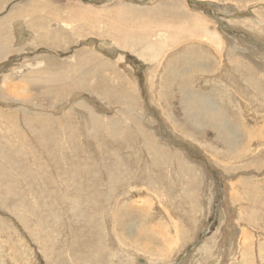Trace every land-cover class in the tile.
<instances>
[{"label": "rangeland", "instance_id": "rangeland-1", "mask_svg": "<svg viewBox=\"0 0 264 264\" xmlns=\"http://www.w3.org/2000/svg\"><path fill=\"white\" fill-rule=\"evenodd\" d=\"M1 1L0 264H264V0Z\"/></svg>", "mask_w": 264, "mask_h": 264}, {"label": "bare ground", "instance_id": "bare-ground-1", "mask_svg": "<svg viewBox=\"0 0 264 264\" xmlns=\"http://www.w3.org/2000/svg\"><path fill=\"white\" fill-rule=\"evenodd\" d=\"M3 1V0H2ZM1 1V2H2ZM6 2H7V0H5ZM5 2V3H6ZM48 2V1H47ZM253 2V1H252ZM3 3V2H2ZM9 3H11V1L9 2ZM17 3V2H16ZM230 4V3H229ZM234 4V3H233ZM2 5V4H1ZM6 5V4H5ZM7 5H9V4H7ZM6 5V6H7ZM11 6V5H10ZM13 6V5H12ZM51 6V5H50ZM3 7H5V6H3ZM52 8H54V7H52ZM56 8V7H55ZM194 8V7H193ZM14 9H16V8H14ZM64 9V8H63ZM74 9V8H73ZM58 10V9H57ZM61 10V9H60ZM67 10V9H66ZM82 10V9H81ZM85 10H87V9H85ZM238 10H239V8H238ZM250 10V9H249ZM43 11V10H42ZM83 11V10H82ZM68 12V11H67ZM86 12V11H85ZM74 13V12H73ZM88 13H89V11H88ZM231 13V12H230ZM21 13H18V12H15V10H12L6 17V19L5 20H3L2 22H4V23H6L7 21H9V19L11 18V19H13V18H16L17 17V15H20ZM50 14V13H49ZM70 14V13H69ZM68 14V15H69ZM79 14V13H78ZM86 14V13H85ZM157 14H159L158 12H157ZM52 15V14H51ZM65 15V14H64ZM71 15V14H70ZM172 15V14H171ZM66 16V15H65ZM82 16V15H81ZM173 16V15H172ZM18 17H21V16H18ZM53 18V17H52ZM56 18V17H55ZM81 18V17H80ZM83 18V17H82ZM246 19V18H245ZM60 20V19H59ZM83 20H84V18H83ZM190 20V19H189ZM14 21V20H13ZM66 20H64V22H65ZM70 21V20H69ZM77 21H78V19H77ZM213 21V20H212ZM2 22H0V23H2ZM83 22H85V21H83ZM164 22V21H163ZM73 23V22H72ZM160 23H162V22H160ZM170 23V22H169ZM257 23V22H256ZM263 23V22H262ZM261 23V24H262ZM14 25V24H13ZM12 25V26H13ZM3 26V25H2ZM65 26H68V25H64V27ZM134 26V25H133ZM197 26V25H196ZM237 26V25H236ZM58 27V26H57ZM97 27V26H96ZM201 27H202V25H201ZM17 28V27H16ZM15 28V26H14V29H16ZM125 28V27H124ZM133 28V27H132ZM7 29H9V28H7ZM17 29H21V28H17ZM96 29V28H95ZM108 29V28H107ZM106 29V30H107ZM113 29H115V28H113ZM191 29V28H190ZM254 29H256V28H254ZM22 30V29H21ZM62 30V29H61ZM74 31H75V28L73 29ZM240 30V29H239ZM247 30V29H246ZM250 30V29H249ZM3 31V30H2ZM20 31V30H19ZM64 31V30H63ZM92 31V30H91ZM108 31V30H107ZM143 31V30H142ZM252 31V30H251ZM257 31V30H256ZM21 32V31H20ZM77 32V31H76ZM93 32V31H92ZM96 32V31H95ZM181 32V31H180ZM23 33V32H22ZM129 33V32H128ZM191 33V32H190ZM244 33V32H243ZM246 33V32H245ZM250 33H252V32H250ZM64 34V33H63ZM91 34V33H90ZM165 33L164 32H159V33H157V37H161V36H165L164 35ZM195 34V33H194ZM62 35V34H61ZM97 35V34H96ZM98 35H99V33H98ZM102 35V34H101ZM189 35H191V34H189ZM188 35V36H189ZM193 35V34H192ZM252 35V34H251ZM7 36V35H6ZM20 36H21V34H20ZM55 36V35H54ZM60 36V35H59ZM63 36V35H62ZM66 36V35H65ZM197 36H199L198 34H197ZM22 37H23V35H22ZM250 37V36H249ZM259 37H261L260 35H259ZM1 38H3L2 40V42L0 41V57H2L1 59H3V58H5V57H3V52H5V47H8V40H6L5 38H4V34H2L1 35V33H0V40H1ZM20 38V37H19ZM55 38V37H54ZM57 38V37H56ZM69 38V37H68ZM17 39V38H16ZM26 39V38H25ZM24 39V40H25ZM63 39V38H62ZM102 39V38H101ZM122 39V38H121ZM144 39V38H143ZM253 39V38H252ZM260 39V38H259ZM23 40V39H22ZM22 40H21V42H22ZM23 40V41H24ZM66 40V39H65ZM115 40V39H114ZM167 40H169L168 38H167ZM200 40V39H199ZM221 40V39H220ZM263 40V39H262ZM262 40H260V41H262ZM52 41H53V39H52ZM55 41V40H54ZM68 41V40H67ZM175 41V40H174ZM59 42H62V41H59ZM66 42V41H65ZM89 42V41H88ZM145 42V41H144ZM192 42V41H191ZM215 42V41H214ZM262 42H264V41H262ZM17 43V42H16ZM133 43V42H132ZM146 43V42H145ZM186 43V42H185ZM197 43V42H196ZM20 44V43H19ZM22 44V43H21ZM183 44V43H182ZM15 45H17V44H15ZM63 45H64V43H63ZM165 45V44H164ZM163 45V46H164ZM238 45V44H237ZM104 46V45H103ZM161 46V45H160ZM13 47V46H12ZM17 47H18V45H17ZM61 47H62V45H61ZM93 47V46H92ZM184 47V46H183ZM183 47H181V48H183ZM227 47V46H226ZM10 48H11V46H10ZM59 48H60V46H59ZM139 48V47H138ZM148 48V47H147ZM151 48H152V46H151ZM151 48H150V50H151ZM157 48H159V47H157ZM164 48V47H163ZM180 48V49H181ZM187 48V47H186ZM185 48V49H186ZM160 49V48H159ZM159 49H157V51L159 50ZM251 49V48H250ZM14 50V49H13ZM86 50V49H85ZM85 50H84V52H85ZM149 50V51H150ZM226 50V49H225ZM148 51V52H149ZM227 51V50H226ZM264 51V50H263ZM50 52V51H49ZM97 52V51H96ZM115 52V51H114ZM133 52V51H132ZM154 52H155V50H154ZM147 53V52H146ZM158 53V52H157ZM157 53H156V55H157ZM212 53H213V51H212ZM222 53V52H221ZM82 54V53H81ZM90 54H92V53H90ZM142 54V53H141ZM162 54V53H161ZM193 54V55H192ZM192 54H188V56H186L187 57V59L188 58H190V59H192V57H193V60H192V62L194 61V64H195V66L196 65H200V60L199 61H197V60H195V57H196V55L192 52ZM211 54V53H210ZM214 54V53H213ZM224 54H225V52H224ZM257 54V53H256ZM155 55V56H156ZM187 55V54H186ZM190 55V56H189ZM212 55V54H211ZM227 55V54H226ZM91 56V55H90ZM142 56V55H141ZM159 57H161L160 55H158ZM222 56V55H221ZM220 56V58H222ZM87 57V56H86ZM93 57H94V55H93ZM197 57H199V56H197ZM237 57V56H236ZM249 57V56H248ZM73 58V57H72ZM90 58V57H89ZM218 58V57H217ZM245 58V57H244ZM0 59V60H1ZM5 59H7V58H5ZM74 59V58H73ZM81 59H82V57H81ZM92 59V58H91ZM155 60H157L156 58H154ZM197 59V58H196ZM198 59H201V58H198ZM225 59V58H224ZM233 59V58H232ZM236 58L234 57V60H235ZM247 59V58H246ZM250 59V58H249ZM90 60V59H89ZM98 60V59H97ZM122 60V59H121ZM142 60V59H141ZM151 60V59H150ZM154 60V61H155ZM182 60V59H181ZM186 60V59H185ZM233 60V61H234ZM242 60V59H241ZM93 61V60H92ZM100 61V60H99ZM153 61V62H154ZM163 61V60H162ZM178 61H179V59H178ZM203 61V60H202ZM227 61V60H226ZM247 61H248V59H247ZM98 62V61H97ZM152 62V63H153ZM156 62V61H155ZM174 62H177V61H174ZM173 62V63H174ZM185 62V61H184ZM189 62V61H188ZM219 62H221V61H219ZM224 62V61H223ZM232 62V61H231ZM240 62V61H239ZM244 62V61H243ZM262 62V61H261ZM8 63V62H7ZM11 63V62H10ZM163 63V62H162ZM237 63H238V61H237ZM241 63V62H240ZM253 62L251 61V64H252ZM4 64V63H3ZM102 63H100V65H101ZM154 64V63H153ZM157 64V63H156ZM194 64H193V66H194ZM239 64V63H238ZM242 64V63H241ZM244 64H246V63H244ZM250 64V63H249ZM259 64H261V63H259ZM45 65V64H44ZM49 65V64H48ZM63 65V64H62ZM96 65V64H95ZM94 65V66H95ZM99 65V64H98ZM104 65V64H103ZM169 65V64H168ZM173 65V64H172ZM240 65V64H239ZM254 65V64H253ZM258 65V64H257ZM50 66V65H49ZM56 66V65H55ZM60 66V65H59ZM86 66V62L84 61L83 63H82V67L83 68H80V70L78 71V72H82V74H80L81 75V79L80 80H77V79H75V77H74V81H76V84H75V82H74V84H75V86L76 87H78L79 86V89H80V87L82 88V86H84V85H86L85 83V79H87L88 78V76H90L91 75V73L93 72V71H95L96 69H89L87 66ZM147 66V65H146ZM153 66V65H152ZM151 66V67H152ZM249 66V65H248ZM2 67H4L3 65H2ZM45 67V66H44ZM48 67V66H47ZM89 67H90V65H89ZM163 67V66H162ZM200 67V66H199ZM224 67V66H223ZM252 67V66H251ZM46 68V67H45ZM52 68H53V65H52ZM55 68V67H54ZM65 68H66V66H65ZM93 68V67H92ZM100 68V67H99ZM161 68V67H160ZM160 68H159V70H160ZM172 68V67H171ZM174 68V67H173ZM172 68V69H173ZM202 68V67H201ZM224 68H226V67H224ZM253 68V67H252ZM62 69H63V67H62ZM67 70H69L68 69V67L66 68ZM75 69V68H74ZM78 69V68H77ZM123 69H125V68H123ZM130 69V68H129ZM170 69V68H169ZM249 69V68H248ZM3 70V69H2ZM1 70V71H2ZM50 70V69H49ZM60 70H61V68H60ZM97 70H99V69H97ZM126 70V69H125ZM132 70V69H131ZM174 70V69H173ZM245 70V69H244ZM251 70H253V69H251ZM39 71V70H38ZM59 71V70H58ZM72 71V70H71ZM124 71V70H123ZM129 70H127V72H128ZM254 71V70H253ZM255 71H257V70H255ZM262 71V70H261ZM55 72H56V68H55ZM74 72V71H73ZM97 72V71H96ZM95 72V73H96ZM131 72H133V70L131 71ZM241 72V71H240ZM244 72V71H243ZM248 72H249V70H248ZM46 73V72H45ZM44 73V74H45ZM49 73V72H48ZM51 73V72H50ZM54 73V72H53ZM52 73V75H54ZM59 73V72H58ZM63 73H65V72H63ZM66 73H68V72H66ZM94 73V74H95ZM44 74H42V75H44ZM56 74V73H55ZM60 74V73H59ZM70 74V73H69ZM173 74V73H172ZM200 74V73H199ZM245 74V73H244ZM46 75V74H45ZM51 75V74H50ZM57 75V74H56ZM149 75V74H148ZM147 75V76H148ZM218 75V74H217ZM248 75V74H247ZM60 76V75H59ZM65 75H63V77H64ZM70 76V75H69ZM73 76V75H72ZM127 76V75H126ZM150 76V75H149ZM184 76V75H183ZM203 76H204V74H203ZM214 76V75H213ZM212 76V77H213ZM255 76V75H254ZM44 77H46V76H44ZM48 77H50V76H48ZM53 78H54V76H52ZM128 77H129V75H128ZM182 77V76H181ZM199 77H202V76H199ZM198 77V78H199ZM43 78V77H42ZM147 78V77H146ZM178 78V77H177ZM184 78V77H183ZM251 78V77H250ZM260 78V77H259ZM59 79V78H58ZM67 79V78H66ZM73 79V78H72ZM84 80V82H83V80ZM91 79V78H90ZM124 79V78H123ZM148 79V78H147ZM181 79V78H180ZM180 79H178V81L180 80ZM39 80V79H38ZM60 80H61V78H60ZM70 80V79H69ZM149 80V79H148ZM249 80V79H248ZM53 81V80H52ZM89 81V80H88ZM128 81V80H127ZM250 81H252V80H250ZM36 82H39V81H36ZM48 82V81H47ZM51 82V81H50ZM49 82V83H50ZM90 82V81H89ZM145 82V81H144ZM27 83V82H26ZM52 83V82H51ZM90 83H92V82H90ZM180 83V82H179ZM254 83V82H253ZM53 84V83H52ZM97 84V83H96ZM261 84V83H260ZM132 85V84H131ZM37 86V85H36ZM251 86V85H250ZM28 87H29V85H28ZM64 87V86H63ZM85 87V86H84ZM62 88V87H61ZM67 88H69L68 87V85H67ZM91 89V88H90ZM92 90V89H91ZM254 92V91H253ZM114 93V92H113ZM31 94V93H30ZM115 94V93H114ZM86 95V94H85ZM117 96V95H116ZM156 97V96H155ZM69 98V97H68ZM92 98V97H91ZM80 99V98H79ZM113 99H114V97H113ZM118 99V98H117ZM263 99V98H262ZM59 100H60V98H59ZM69 100V99H68ZM199 100V99H198ZM264 100V99H263ZM67 101V100H66ZM97 101V100H96ZM99 101V100H98ZM97 101V102H98ZM116 101V100H115ZM262 101V100H261ZM256 103V102H255ZM83 104V103H82ZM257 104H258V101H257ZM263 104V103H262ZM62 105V104H61ZM71 106V105H70ZM91 106V105H90ZM187 106L189 107V108H191L193 111H194V113H196V114H199V115H201V116H203L204 118H206V122L208 121L209 123H210V125H209V127L211 128V129H213L216 133H217V135L221 138V140H223V139H227V137H225V135L226 136H228V132H227V130H226V126H225V123H223V121L221 120V119H218V120H216L215 119V117H214V113H213V111H211L210 109H208L206 106H203V105H201V104H198V101L197 100H194L193 102H190L189 104H187ZM56 107V106H55ZM212 107V106H211ZM12 108V107H11ZM83 108V107H82ZM42 109H44V108H42ZM91 109V108H90ZM246 109V108H245ZM46 110V109H45ZM84 110V109H83ZM201 110V111H200ZM76 111V110H75ZM98 111V110H97ZM247 111V110H246ZM21 112V111H20ZM61 112V111H60ZM248 112V111H247ZM37 113V112H36ZM91 113V112H90ZM81 114V113H80ZM15 115V114H14ZM64 115V114H63ZM238 115V114H237ZM83 116V115H82ZM189 116V115H188ZM258 116V115H257ZM80 117V116H79ZM190 117V116H189ZM225 117V116H224ZM229 117V116H228ZM58 118V117H57ZM103 118V117H102ZM161 118V117H160ZM19 119V118H18ZM90 119L91 118H89V121H90ZM101 119V118H100ZM190 119L191 120H193L191 117H190ZM253 119V118H252ZM32 121V120H31ZM71 121H73V120H71ZM106 121V120H105ZM215 122H216V125H215ZM230 122V121H229ZM32 123V122H31ZM65 123V122H64ZM93 123V122H92ZM111 123V122H110ZM167 124V123H166ZM32 125V124H31ZM221 125H223V127L221 128V127H219V126H221ZM28 126V125H27ZM135 126V125H134ZM170 126V125H169ZM168 126V127H169ZM56 128V127H55ZM68 128V127H67ZM77 129V128H76ZM70 130H71V128H70ZM94 130V129H93ZM226 130V131H225ZM75 131V130H74ZM115 132V131H114ZM114 132H111V134H113ZM263 131L262 130H259L256 134L258 135V137H259V139L261 138V139H264V138H262L263 136H262V133ZM75 134V133H74ZM116 134V133H115ZM61 135V134H60ZM79 135V134H78ZM117 135V134H116ZM176 135V134H175ZM54 136H55V134H54ZM75 136V135H74ZM249 136V135H248ZM249 138H250V136H249ZM179 139V138H178ZM84 140V139H83ZM256 142H258V141H256ZM256 142H254V143H256ZM87 143V142H86ZM174 143V142H173ZM184 143V142H183ZM253 143V145H255ZM188 144V143H187ZM86 145V144H85ZM255 147V146H254ZM194 149V148H193ZM255 149V148H254ZM254 149H253V147H252V151H254ZM250 151V150H249ZM213 166H214V164H213ZM251 173V172H250ZM254 177V176H253ZM256 180V179H255ZM233 186H234V184H232ZM133 187V186H132ZM236 192V191H235ZM179 194V193H178ZM231 195H232V193H231ZM234 195V194H233ZM236 195V194H235ZM176 196V195H175ZM230 196V195H229ZM232 199V198H231ZM239 199H240V197H239ZM234 201V200H233ZM173 202V201H172ZM195 205V204H194ZM230 205V204H229ZM104 207V206H103ZM196 207V206H195ZM165 209V208H164ZM197 209V208H196ZM204 209V208H203ZM162 211V210H161ZM238 211V210H237ZM257 211H259V210H257ZM166 212V211H165ZM163 213V212H162ZM161 213V214H162ZM168 213H169V211H168ZM196 213H197V211H196ZM171 214V213H170ZM234 214V213H233ZM166 216H167V214H165ZM163 216V215H162ZM165 216V217H166ZM170 217H172L171 215H170ZM256 217V216H255ZM205 218V217H204ZM164 219V221H167L166 219H168V218H163ZM169 220V219H168ZM168 222V221H167ZM170 222V221H169ZM172 222H173V220H172ZM163 223V222H162ZM176 225V224H175ZM183 225V224H182ZM166 229H167V227H166ZM111 231V230H110ZM106 232V231H105ZM175 232V231H174ZM244 232V231H243ZM103 233H104V231H103ZM111 233V232H110ZM241 233V232H240ZM176 234V233H175ZM189 234V233H188ZM243 234V233H242ZM106 235V234H105ZM170 236V235H169ZM261 236V235H260ZM152 237V236H151ZM241 237H244V236H241ZM262 237V236H261ZM106 238V237H105ZM115 238V237H114ZM172 239V238H171ZM228 239V238H227ZM246 238H241V241H242V243H243V245L247 242L246 240H245ZM116 240H118V239H116ZM111 242H113V241H111ZM119 242V241H118ZM148 242V241H147ZM240 242V241H239ZM154 243V242H153ZM238 243V242H237ZM113 244H114V242H113ZM158 244V243H157ZM155 245V244H154ZM249 245H250V243H249ZM112 246V245H111ZM158 247V246H157ZM172 247V246H171ZM180 247V246H179ZM241 247H243V246H241ZM248 247H250V246H248ZM264 247V246H263ZM236 248V247H235ZM237 248H239L238 246H237ZM146 249V248H145ZM159 249V248H158ZM178 249V248H177ZM249 250V249H248ZM157 251V250H156ZM239 251V250H238ZM237 251V252H238ZM244 252V251H243ZM247 252V251H246ZM138 253V252H137ZM175 253V252H174ZM176 253H177V251H176ZM239 253V252H238ZM224 254V253H223ZM228 254V253H227ZM231 254V253H230ZM241 254V253H240ZM76 256V255H75ZM139 256V255H138ZM170 256V255H169ZM214 257H215V255H213ZM79 257V256H78ZM245 257V256H244ZM75 258V257H74ZM148 258V257H147ZM217 258V257H216ZM241 258V257H240ZM258 258V257H257ZM163 259H165V258H163ZM226 259V258H225ZM256 259V258H255ZM36 260V259H35ZM246 261L248 260L247 259V257H246V259H245ZM186 261V260H185ZM240 261H242V260H240ZM12 262V261H11ZM117 262V261H116ZM144 262V261H143ZM217 262V261H216ZM242 263H243V261H242ZM261 263V262H260ZM264 263V262H263Z\"/></svg>", "mask_w": 264, "mask_h": 264}]
</instances>
